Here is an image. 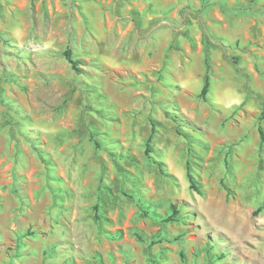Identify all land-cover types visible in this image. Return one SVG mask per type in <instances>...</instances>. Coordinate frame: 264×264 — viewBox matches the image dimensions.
I'll list each match as a JSON object with an SVG mask.
<instances>
[{"label": "rangeland", "instance_id": "374dc122", "mask_svg": "<svg viewBox=\"0 0 264 264\" xmlns=\"http://www.w3.org/2000/svg\"><path fill=\"white\" fill-rule=\"evenodd\" d=\"M259 127L264 0H0V264H264Z\"/></svg>", "mask_w": 264, "mask_h": 264}, {"label": "trees", "instance_id": "16d2710c", "mask_svg": "<svg viewBox=\"0 0 264 264\" xmlns=\"http://www.w3.org/2000/svg\"><path fill=\"white\" fill-rule=\"evenodd\" d=\"M221 10L223 11V13H228V12H230V10L229 9H225L224 7H222L221 6ZM65 56H66V58L70 61V62H72V64H76V61H73V59H72V57H71V55H70V51L69 50H67L66 52H65ZM208 87H209V80H208V78L206 79V81H205V84H204V86H203V89H202V91H201V96L202 97H204V96H206V94H207V92H208ZM258 133H259V138H260V141H261V144H264V130H263V128L262 127H259L258 128ZM94 143H95V146L97 147V148H100V143L99 142H97V141H94ZM149 146V145H148ZM147 146V149H146V152L148 153V152H150L151 150L149 149L150 147H148ZM159 164V171L161 172V174L162 175H166V171H165V168H164V165H163V163H158ZM187 178H188V181H189V183H190V187L192 188V189H194V190H199V188L196 186V183H195V181H194V177H193V175L191 174V172L188 170V168H187ZM170 212L171 213H169L168 215H167V217H165V219H164V221L165 222H174V221H176V219H175V216H176V214L178 213V210L176 209V207L173 205V206H171V208H170ZM164 235L163 234H160L159 235V240H164Z\"/></svg>", "mask_w": 264, "mask_h": 264}]
</instances>
